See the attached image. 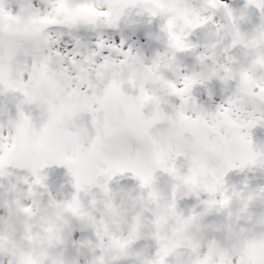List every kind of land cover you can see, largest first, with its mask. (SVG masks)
Here are the masks:
<instances>
[{
	"label": "clouds",
	"instance_id": "9594fccd",
	"mask_svg": "<svg viewBox=\"0 0 264 264\" xmlns=\"http://www.w3.org/2000/svg\"><path fill=\"white\" fill-rule=\"evenodd\" d=\"M0 264H264V0H0Z\"/></svg>",
	"mask_w": 264,
	"mask_h": 264
},
{
	"label": "rangeland",
	"instance_id": "374dc122",
	"mask_svg": "<svg viewBox=\"0 0 264 264\" xmlns=\"http://www.w3.org/2000/svg\"><path fill=\"white\" fill-rule=\"evenodd\" d=\"M118 40V38H116ZM141 40H143L141 37H140Z\"/></svg>",
	"mask_w": 264,
	"mask_h": 264
},
{
	"label": "water",
	"instance_id": "95a60500",
	"mask_svg": "<svg viewBox=\"0 0 264 264\" xmlns=\"http://www.w3.org/2000/svg\"><path fill=\"white\" fill-rule=\"evenodd\" d=\"M234 6H236V5H234ZM143 38V37H142Z\"/></svg>",
	"mask_w": 264,
	"mask_h": 264
}]
</instances>
